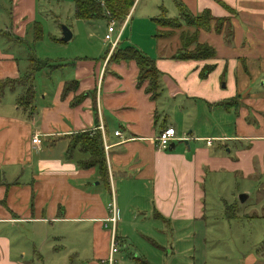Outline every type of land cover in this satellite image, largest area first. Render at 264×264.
I'll list each match as a JSON object with an SVG mask.
<instances>
[{"label":"crops","instance_id":"crops-1","mask_svg":"<svg viewBox=\"0 0 264 264\" xmlns=\"http://www.w3.org/2000/svg\"><path fill=\"white\" fill-rule=\"evenodd\" d=\"M220 1L135 0L114 36L123 48L129 22L132 37L148 27L154 40L134 48L159 71L152 99L135 61L109 60L91 32L68 29L64 42L44 33L39 0H0V82L15 81L0 88V264H264V0ZM176 2L208 11L207 28L178 19L162 32L154 18L176 19ZM196 44L213 55L179 57ZM32 57L47 66L21 107ZM167 127L176 139L160 150ZM86 131L101 133L105 179L78 165L79 148L66 157ZM215 214L225 254L205 253Z\"/></svg>","mask_w":264,"mask_h":264},{"label":"trees","instance_id":"trees-1","mask_svg":"<svg viewBox=\"0 0 264 264\" xmlns=\"http://www.w3.org/2000/svg\"><path fill=\"white\" fill-rule=\"evenodd\" d=\"M224 7H226L220 0H215ZM135 0H73L74 4V16L76 19L84 21H93L105 19L108 23L114 21L119 25L127 18L130 10L134 5ZM178 15L176 19H169L179 26V20H184L188 24H194L195 26H200L207 28L209 21L212 19L208 11L203 12L200 16H193L187 9L180 3L176 2ZM163 14L160 17L154 18L155 23L162 27L166 23L163 21ZM166 18V17H165ZM214 50L205 44H196V47L192 51H185L180 53L181 58H191V59H203L206 57H211ZM108 54V49L106 55ZM115 61H129L133 60L137 64L139 69V74L137 78V85L141 86L143 83L147 82L145 87V92L150 94V97L154 99L158 94V78L159 71L155 67L154 61L148 56L140 52L134 47L120 48L119 43L116 48L110 53L108 58ZM29 70L26 75L20 80V82L25 86V91L21 95L17 104L21 107H27L30 104V100L33 96L32 85L30 81L32 80V74L47 66L45 62H40L39 60L32 57L30 59ZM19 81V80H18ZM15 81L4 80L0 82V88L8 86V84H13ZM73 83V82H71ZM68 88V84L66 85ZM65 88V89H67ZM69 140L68 147L66 150V157L70 159L73 151L79 148L81 152L87 154V158L78 162L80 167H96L100 173L101 178L105 179L107 177V167L105 154L103 150L102 136L99 131H86L76 134ZM232 208L226 207L227 213L231 211ZM234 215L233 212L229 214Z\"/></svg>","mask_w":264,"mask_h":264},{"label":"rangeland","instance_id":"rangeland-1","mask_svg":"<svg viewBox=\"0 0 264 264\" xmlns=\"http://www.w3.org/2000/svg\"><path fill=\"white\" fill-rule=\"evenodd\" d=\"M61 3H57V0H39L38 5L40 6L41 10L43 13L38 15L39 20L41 21L44 33L47 34L48 32L51 33L52 30H58L62 31L63 28L70 29L74 31L75 33H82L84 30H87L88 32L92 33V42L94 41H101L103 44L107 47L108 44L104 40V34L107 30V25L108 22L105 19H100V20H93V21H87L86 22V27L81 21H77L73 17V11H74V4L73 0H60ZM139 10L143 7V2L139 4ZM137 13L133 14V17H135ZM164 23H166L164 26L160 27L162 32H166L165 29L167 30L168 28L176 29L177 24L174 23L173 21L163 17ZM138 26L137 28L140 27V29H136V32L134 33V36L132 37V32L130 29V22L128 24V27L121 39V44L123 45V48L125 47H134L137 46L139 41L144 42V44L147 42V40H154V38H151L148 36V38L144 37L142 33H148V27L143 26L142 23H137ZM115 32L113 35L116 33V31L121 28V25L118 23H115ZM159 28V27H158ZM169 30V29H168ZM153 34H156V32H152ZM143 35V36H142ZM151 44V41H149ZM154 42V41H153ZM185 50V49H184ZM189 52V51H187ZM72 139V138H71ZM251 200V199H250ZM231 212H234L233 209L229 211V214ZM227 213V210L224 209V215L229 217ZM209 217V216H208ZM216 217H218L216 214L211 216L213 219L208 225L209 230L205 233V253L208 254H213L215 255L216 252H220V254H225L228 251V246L227 243L224 242L220 237H217L216 235L219 233L216 230H210L213 229V225L216 223ZM220 233L223 234L221 230H219ZM226 233V231H225ZM253 233H257V229L254 228ZM212 257L206 258V262L209 264H212V260H214Z\"/></svg>","mask_w":264,"mask_h":264},{"label":"built area","instance_id":"built-area-1","mask_svg":"<svg viewBox=\"0 0 264 264\" xmlns=\"http://www.w3.org/2000/svg\"><path fill=\"white\" fill-rule=\"evenodd\" d=\"M126 22V20H125ZM124 25V24H123ZM115 22L111 21L107 27V31L104 34V40L105 42L108 44V54L110 55V53L116 48V46L119 43V37H120V33H118V35L114 36L113 33L115 32ZM116 134L118 135L119 132H116ZM176 139V132L175 129L173 127H167L163 130H161L157 136L155 137V142L157 147L160 150H166L168 149V147L170 146L171 142H173ZM33 143H39V139L37 136H34L32 139ZM207 143L209 144V140H207ZM114 199H111V202L108 203V207L111 209L112 215L109 218L110 222L113 225V230L115 228V224L117 221V217H116V210H115V205H114ZM112 252L116 251V242L114 241V238L112 240ZM109 262L111 261V257L108 260Z\"/></svg>","mask_w":264,"mask_h":264},{"label":"water","instance_id":"water-1","mask_svg":"<svg viewBox=\"0 0 264 264\" xmlns=\"http://www.w3.org/2000/svg\"><path fill=\"white\" fill-rule=\"evenodd\" d=\"M71 38V33L70 31L65 27L62 29V40L64 42L68 41ZM172 146V145H171ZM246 194H241L239 195L238 199L240 202H244V200L246 199Z\"/></svg>","mask_w":264,"mask_h":264},{"label":"bare ground","instance_id":"bare-ground-1","mask_svg":"<svg viewBox=\"0 0 264 264\" xmlns=\"http://www.w3.org/2000/svg\"><path fill=\"white\" fill-rule=\"evenodd\" d=\"M108 25H109V23H108ZM108 25H107V27H108Z\"/></svg>","mask_w":264,"mask_h":264}]
</instances>
